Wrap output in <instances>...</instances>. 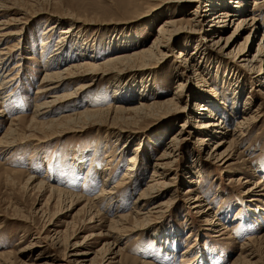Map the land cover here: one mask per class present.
I'll return each instance as SVG.
<instances>
[{
	"label": "rangeland",
	"instance_id": "rangeland-1",
	"mask_svg": "<svg viewBox=\"0 0 264 264\" xmlns=\"http://www.w3.org/2000/svg\"><path fill=\"white\" fill-rule=\"evenodd\" d=\"M16 1L18 4L16 10L20 9L19 11H23L24 14L13 13V11L0 17V19L20 17V21L12 23L5 30H14L16 34L5 38L0 42V46L18 45V48L14 47V50L18 49L20 55L14 56V60L8 63V69L21 57L25 56V58L21 62L22 65L11 70V76L16 78L4 92V99L0 100V109L5 113L0 117V136L10 124L11 119L19 118L20 121H14L18 124L15 133L17 137L25 136L26 138L17 140L25 139L26 141L23 140L24 143L21 142L10 149L0 147V264H188L189 262L190 264L193 262V264H231L243 251V254L247 253L242 248V244L248 243V239L252 238L255 240L251 241L250 248L256 253L255 261L252 260V263L264 264V237L260 240L256 239L264 235V196L251 198L250 194L251 187L255 186L259 180L261 187H264V94L258 86L259 82L250 78L247 71L244 73L238 71L233 65V57L228 53L220 50L213 51L215 58L214 63L211 64L213 71L211 73L205 71L208 75L203 74L207 85L203 89L216 91L214 104L211 106L213 109L220 110L218 116L225 120L223 121L228 130L233 131L237 120L252 112L256 113L254 122L243 132L244 135L239 139L238 144L228 147L227 153L228 155L230 153L231 158L224 164L205 157L206 151L213 148L212 145L207 143L200 148L195 144L196 135L191 133L186 136L187 140L181 143L169 175L154 177L166 181L172 179L174 184L172 188H175L176 193L169 207L160 213L153 212L139 225L140 229L136 230L131 226L134 221L131 218L133 214L128 217L126 223L122 221L121 226H117L120 229L119 232L116 228L109 229L108 226L110 220L118 214L134 212L136 196L148 183L153 163L163 143L175 133L178 124L184 119L181 111L171 112L169 117H161L163 119L155 118L157 115L145 118L137 125L124 128L127 130L123 134L130 136L126 139V143L124 139L117 140L114 134L104 132L103 125H94V123L70 125L63 130L60 128V133L56 132L58 128L42 129L34 122L30 129L26 128L33 114V104L46 99V95L36 92L43 84L42 77L45 70L43 64L56 48L59 39L58 30L61 27L72 26L73 29L71 36L62 41L64 46L68 45L66 50H69L66 52H75L82 38L88 40V44L92 43L87 47L91 49L89 51H95L94 55L104 59L119 50L113 49L114 40L119 37L131 38L129 47L133 49L148 45L156 36L158 25L162 20L170 16H183L186 19L191 15L189 12L195 5L188 6V9H185L187 11L184 10L182 13L177 6L186 7L188 2L185 0H180L181 2L166 0ZM252 4L253 0H250L248 10L253 7L254 4ZM254 10L262 29L247 46L250 57L264 35V0L257 4ZM209 19L210 17L204 19L203 29H207ZM49 23H54V28L47 35L49 38L46 39L49 42L43 49L41 45L46 37L43 33ZM234 24L235 22L230 24L222 37L233 33ZM76 32H80V38L73 40L71 37ZM244 35L237 38L230 49L242 47ZM190 36L193 35L179 32L176 38L170 41L168 60L157 71L156 86L151 89L152 91L150 90V96L152 95L150 98L156 96L152 92L162 98L171 97L174 93L176 79L172 67L179 50L194 51L197 37ZM199 60L202 61L199 56H196V61ZM181 61L183 59L179 60L180 65ZM201 63L199 64L202 69L206 67L204 63ZM6 72L8 70L5 69L4 74ZM215 72H220L221 79L215 75ZM239 74L242 92L238 102L234 104V109H231L234 101L233 92L229 89L231 88L230 80H233V75L239 76ZM138 79H134L135 82L141 80ZM222 79L228 83H224ZM126 81L124 79V83ZM78 83L79 81L69 83L67 88L71 90ZM189 83L187 85L190 89L195 86L194 81ZM111 87L109 78H98L90 87L84 89L72 105L65 108L54 107L55 113L44 115V118L73 112L87 106L103 108L110 104L112 106L124 104L119 98L114 97ZM221 90L225 91L222 98L219 95ZM198 94L202 98L205 92ZM126 95H129V92ZM247 96L252 102L250 109L242 114H234L243 110ZM194 99H189L188 105L191 106ZM192 123L190 122V129H192ZM81 127L84 128L78 130ZM43 136L48 139L44 142L35 140ZM211 144L214 142L212 141ZM137 147L138 161L135 166L138 167L130 178L131 183L128 184L130 181H127L128 183L125 181L126 183L118 188L120 192L116 191L117 196L112 202L107 203L105 200L98 202L95 209H92L93 214L90 217L92 215L94 217L91 222L88 218L89 207L84 206V199L76 203L66 197L52 194L48 188L31 189L26 183V177L29 174L37 181L42 180L46 187H57L63 191L93 198L105 185L103 176L108 178L106 181L108 188L121 181L133 150ZM226 147L227 144H224L220 151ZM74 149L77 150L76 152L83 153L84 172H79L73 167L71 154ZM197 154L204 161L200 162V168L194 167V171L200 169L202 173L200 183L192 187V195L201 196L204 202L210 205L211 210L217 213L221 225L214 227L215 229L211 228L208 222L197 213H193L190 205L187 204L185 190L190 186L188 177H195L196 174H187L184 168L193 163L194 158L198 157ZM93 167L98 172L93 170ZM165 198L167 195H160L148 202L145 209ZM160 226L161 233L166 236L172 237L173 232L176 231L175 238L172 237L175 240L169 237L171 241L168 244L172 251H166L167 249L155 243L154 235ZM189 233L192 237L186 239ZM117 235L121 240L117 242L114 249L116 253L105 257V252L99 249L104 243L114 241ZM195 238L197 240H194ZM192 244L196 246L194 250L189 251L186 256L185 253L182 254ZM107 258L109 259L106 261Z\"/></svg>",
	"mask_w": 264,
	"mask_h": 264
},
{
	"label": "bare ground",
	"instance_id": "bare-ground-1",
	"mask_svg": "<svg viewBox=\"0 0 264 264\" xmlns=\"http://www.w3.org/2000/svg\"><path fill=\"white\" fill-rule=\"evenodd\" d=\"M166 1L181 2L180 0ZM185 2H188L186 7L177 6L181 9V12L188 9V6L195 5L193 10L189 12L191 15H189L188 18L185 19L183 16H170L165 18L158 25L156 36L153 37L154 39L148 45H143L134 49L129 47V44L132 42L131 38L119 37L117 40H114L115 43L113 44V49L119 50L104 59H99L98 56L94 55L93 52L95 51H89L90 48L87 49V47L92 45V43L90 42V44H88L89 41L83 40L82 38L80 39L81 42H79L75 52H66L69 50H66L68 45L64 46L62 41L67 40V37L69 38L71 36L73 29L72 26H66L64 28L61 27V29L58 30L59 39L57 40L56 48L54 49L52 55L47 58L43 64L45 67L42 77L43 84L36 93L46 95V99L33 104V114L31 115L26 128L30 129L32 127V123L34 122L40 125V128L42 129L58 128L56 132L60 133V128L63 130L65 127H70V125L78 126L83 123H94V125H103L104 132H108V134L112 133L115 135L117 140L124 139L126 143V139L130 138V136L123 134V132L126 133L125 131L127 130H124V128H129L128 126L130 125H137L145 118L155 117L156 115L157 116L155 118H165L169 117L171 112L173 113L177 110L182 112L181 116L184 119L178 124V128L175 133H173L170 138L163 143L162 149L153 163V170L148 183L136 196L134 212L131 214L114 215V219L112 218L110 220L108 226L111 230H115L116 228L119 232L120 229H118L117 226H121V222H125L128 217L132 216V214L133 216L131 218L134 220L131 225L132 228L136 230L137 228L140 229L139 225H141L145 219L147 220L153 212L160 213L169 207L170 201L176 193L175 188H172L174 185L173 180H158L154 177L161 175L165 177L169 175L168 173L172 169L173 162L176 160L175 155H177L176 153L179 152L181 148V143L187 140L186 136L191 133L196 135L194 138L195 144L200 146V148L206 146L207 143L212 145L213 148L206 151L205 157L217 162H223L224 164L231 158L230 153L229 155L227 153L228 147L230 145L234 146L238 144L239 139L244 135L243 132L249 128L252 122H254L253 119H255L256 113L252 112L248 116H243L241 119L237 120L236 128L233 131H230L224 124L225 120L223 119V121L221 119L222 117L218 116L220 110L212 108L211 105L214 104L213 99L215 98L216 91L214 89L213 91L203 89V87L207 86L205 84L206 79L203 77V74L208 75V72L211 73L213 71V67L211 66V64L214 63L213 60L215 59L212 54L213 51L220 50L221 52L231 55L233 57V65L238 69V71L241 73L247 71L248 74H250V78L259 82L258 86H260L262 93L264 94V35H262L261 41L257 44V47L251 57L247 50L249 42L253 41L258 32L262 29V26L254 13L256 5L261 3L262 0H253L254 5L252 4L253 7L249 10L248 3L250 0H185ZM16 6H18L16 0H0V17H4L2 15H8L9 12L13 11V13L24 14L23 11V13L19 11L20 9L16 10ZM207 17H210V19L207 20V29H203L204 19ZM17 21H20V17L0 19V42L10 35L16 34L14 30H5L8 29L12 23ZM234 22L235 28L233 33L227 37H222L223 32ZM53 25L54 23H49L48 27L45 28V32L43 34L46 35V37L43 39V43L41 45L43 49L44 47L46 48L49 42L47 40L49 38L47 35L53 30ZM80 32H76L71 38H73V40H78V37L80 38ZM179 32L191 34L193 35L190 36L192 38L197 37V40L194 43V51L187 52L186 50H179L177 52L178 55L175 57V62L172 67L174 71V78L176 79V87L171 97H158L155 92H152V94L156 96L150 98L152 96H150V90L156 86L155 82L157 79V71L168 60L167 57L169 56L171 48L170 41L176 38L177 33ZM243 34H245L244 45L242 47L239 46L235 49H230L236 39ZM24 40L25 39H23V41ZM14 47L18 48V45L15 44L13 47L0 46V100L4 99V92L16 78V76H11V70L22 65L21 62L25 58V56L21 57L15 64H13V66H11L10 69H8V63L14 60V56L19 54V50H14ZM196 56H199L202 61H196ZM180 59H183V61H181V65L179 64ZM198 62L204 63L207 70L206 67H203L202 69ZM229 63L231 62L229 61ZM5 69L6 71L8 70V72L4 74ZM205 71L208 72L206 73ZM219 73L220 72H215V75L221 79L219 77ZM98 78H109L112 86L111 92L115 98H119L121 102H124V104L115 106L110 104L103 108H89L87 106L86 108L73 112H64L57 116L55 115L47 119L44 118V115H51L55 113L54 107L65 108L68 105H72V103L76 102L77 98L84 91V89L90 87L92 82L96 81ZM239 78L240 74L239 76L233 75V80H230L231 88L229 89L233 92L232 99L234 101L231 109H234V104L238 102V98L242 92V81H240L241 79ZM124 79L127 80L125 82L126 84L124 83ZM134 79H138L139 81L135 82ZM252 79L251 81L254 83V80ZM76 81H79V83L71 90L67 88L69 83ZM192 81H194L195 86L190 89L188 85L190 84L189 82ZM222 81L224 83H228L224 79H222ZM128 92L129 95H126ZM199 92H205V94L202 95V98L198 94ZM224 94L225 91L221 90V94L219 95L222 98ZM192 98L195 99L190 106L188 105V100ZM251 103L252 102L247 96L244 100L243 110L234 114L245 113V111L250 109ZM3 114L5 113L0 109V117ZM16 120L20 121L19 118L11 119L10 124L0 136V147L10 149L17 144L21 142L24 143L26 141L25 139H23L25 141L17 140L18 138L26 137H17V133H15V131H17L16 127L18 124L14 123ZM190 122H193L192 124L194 125L191 126L192 129H190ZM117 125L120 127H116ZM83 128L84 127H81L78 130ZM116 128L118 129L116 130ZM46 139H48L46 136L35 138L38 142H44ZM212 141L214 144H211ZM224 144H227L226 149L220 151ZM137 150L138 147L134 148L133 154L127 164V168L123 172L121 181L108 188V185L106 186L108 178L107 176H103L105 185L99 194L93 198H87L79 194H74L73 192L63 191L57 187H46V184L44 185L42 180L37 181L33 178V176H29V174L26 177V183L29 184L28 186H30L31 189L43 190L44 188H48L52 194L66 197L76 203L81 199H84V206L86 205L89 207L88 218L91 222L94 215L91 217L90 215L93 214L92 209H95V206H97L96 204L102 200H105V202L107 201V203L115 200L117 192H120L118 188L127 181H130L131 176H133L132 174L135 173V170L138 167L135 166L136 161H138ZM76 151L77 150L74 149L71 154L73 167L79 172H84L85 160L83 159V153L81 154ZM197 156L198 157H196V159L194 158L193 163L189 164L190 166L184 168L187 174H196L195 177H188V183H190V186L188 188L186 187L185 190V194H187V204L190 205V209L193 210V213H197V215L207 221L211 228H216L221 225L217 217V213H214V211L211 210L212 208L210 205L205 203L201 196L192 195V187L193 185L200 183L202 173L200 169L194 171V167L195 169L200 168V162L204 161L201 160L198 154ZM93 170L98 172L94 167ZM130 183L131 181L128 184ZM260 183L261 181L259 180L255 186L251 187V198H260L264 196V187H261L262 185H260ZM160 195H167V198L160 199L151 204L148 209H145L148 202L155 200ZM95 212L97 211L95 210ZM186 220H188L187 216ZM173 233L172 237L175 238L176 231ZM190 236L191 234L189 233L186 239ZM119 237L120 236L117 235V238L114 241L104 243V245L99 249L100 251L103 250L102 252H105V257L106 255L109 256L116 253V251L114 252V249L116 248L117 242L121 240ZM169 237L172 238L169 235L166 236V234L161 233L160 226L154 235V240L158 246L163 247V249H167L166 251H172L168 244V242L171 241ZM263 237L264 235L259 236L256 239L260 240ZM253 239L254 238L248 239V243L242 244V248H244L247 253L243 254V251L232 261L231 264H253L252 260L256 258L255 250L250 248V245L252 244L251 241ZM194 240L197 239L195 238ZM194 247L196 246L193 244L190 245L182 254L185 253L186 256L189 251L191 252L192 249L194 250ZM210 254L211 253L209 252V255ZM108 259L109 258H107L106 261ZM188 264H190V262Z\"/></svg>",
	"mask_w": 264,
	"mask_h": 264
}]
</instances>
